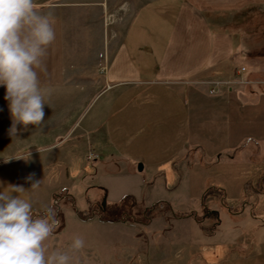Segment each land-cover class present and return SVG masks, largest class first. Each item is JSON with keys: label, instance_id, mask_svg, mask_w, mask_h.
I'll list each match as a JSON object with an SVG mask.
<instances>
[{"label": "crops", "instance_id": "0c3cea01", "mask_svg": "<svg viewBox=\"0 0 264 264\" xmlns=\"http://www.w3.org/2000/svg\"><path fill=\"white\" fill-rule=\"evenodd\" d=\"M110 2L36 0L42 14H51L55 31L44 70H38L41 85L52 90L50 106H44V125L25 129L17 124L12 137L6 89L0 85V190L21 185L25 192L18 195L31 200L32 211L45 212L59 202L56 192L68 195L66 185L52 184L53 178L84 171L83 160L124 158L141 161L149 170L176 161L177 170L183 173L185 167L191 175L189 196L193 191L202 196L203 218L191 217L196 223L207 222L213 232L222 223L215 211L218 201L228 223L247 227L257 220L263 226L264 217H258L264 215L263 204L245 198L251 192L260 195L264 183V45L249 40L248 9L240 10L237 31L226 23L233 9L264 5V0H144L131 6L118 39L101 45L99 65L90 74L83 40L87 17L107 10ZM262 8L257 11L264 13ZM169 11L172 16L165 22ZM238 56L251 62V71L236 65ZM233 80L235 84H202ZM200 151L217 159L207 171L197 163L187 165L190 155ZM20 153L30 156L4 162L3 156ZM32 172L41 183L35 189L27 179ZM204 174L214 181H205ZM161 200L168 208L172 203L167 197ZM59 215L55 218L61 224ZM95 216L101 218L93 211ZM216 264H264V229L240 236Z\"/></svg>", "mask_w": 264, "mask_h": 264}, {"label": "rangeland", "instance_id": "374dc122", "mask_svg": "<svg viewBox=\"0 0 264 264\" xmlns=\"http://www.w3.org/2000/svg\"><path fill=\"white\" fill-rule=\"evenodd\" d=\"M143 1L112 0L107 10L90 12V17H87L89 30L86 32V39H83L88 46L85 50L88 52L86 61L90 74L96 71L95 65H99L97 55L100 54L101 45L118 39L120 25L128 19L131 6ZM247 5L249 13L246 26L251 31L249 40L264 45V13L257 11L261 7L264 8V5ZM240 10L242 7L233 9L230 21H225L232 30L233 26L236 31L240 26ZM171 16L172 12L169 11L165 22L167 17L170 19ZM224 19L228 17L224 16L222 20ZM77 36H80V32ZM78 40L74 43L79 46L81 41ZM77 58L79 59V55ZM235 63L247 67V72L253 67L251 62L239 56ZM236 80L231 83L235 84ZM124 151L128 152L127 149ZM100 160L103 162L83 160L82 163L86 166L84 171L78 174L71 171L70 176H63L62 179L53 178L52 184L66 185L68 195L66 191L60 192L61 190L55 194L59 202H55L50 208L54 210L55 215L59 212L61 224L58 223L47 245L50 251H69L73 238L82 237L85 247L76 253L69 252L73 256V264H216L238 245L240 236L251 233L256 235L259 229H264V225H259L257 220L248 222L247 227L232 221L228 223L226 218H222L224 205L218 201L215 202V211L221 214L222 223L213 232L208 230L207 222L203 221L202 225L196 223V219L191 217L195 214L198 220L203 218L204 210L200 206L202 196L196 195L195 191L192 197L189 196L192 192L189 187L191 175L185 167L183 173L177 170L179 167L176 166L179 164L176 161H169L161 167L156 166L149 170L148 167L143 169L141 161L135 164L124 158L112 159L109 156ZM216 161L215 156L200 151L190 155L187 165L197 163L199 170L207 171ZM79 163L80 161L78 165ZM140 164L141 170L138 169ZM111 172L117 173L113 175ZM262 173L261 180L264 181V172ZM31 177L32 182H35L36 176L33 172ZM207 177L208 175L204 174L205 181H214ZM260 188V195L256 196L251 192L245 199L264 206V183ZM198 194L200 195V191ZM219 196L216 193L217 199ZM165 197L172 200L171 204L168 202L169 208L166 202L161 200ZM93 211L101 220L97 216L91 217ZM254 211L257 212L258 209ZM33 213L35 218H39L45 212L35 210Z\"/></svg>", "mask_w": 264, "mask_h": 264}, {"label": "clouds", "instance_id": "9594fccd", "mask_svg": "<svg viewBox=\"0 0 264 264\" xmlns=\"http://www.w3.org/2000/svg\"><path fill=\"white\" fill-rule=\"evenodd\" d=\"M51 14H42L36 0H0V85L5 86L12 117L9 135L16 137L17 124L44 125V106L52 90L42 86L38 70L49 45L55 40ZM28 154L3 156L4 162L26 159ZM31 180L32 177L27 178ZM40 181L32 182L31 188ZM0 190V264H73V256L85 247L82 237L73 238L69 251L49 250L47 241L58 226L55 212L47 208L42 217H33L30 199L21 198V185ZM15 194V195H14Z\"/></svg>", "mask_w": 264, "mask_h": 264}, {"label": "built area", "instance_id": "2783aa9c", "mask_svg": "<svg viewBox=\"0 0 264 264\" xmlns=\"http://www.w3.org/2000/svg\"><path fill=\"white\" fill-rule=\"evenodd\" d=\"M244 67H241L240 69H239V73H241L242 71H244ZM206 84H212V85H216V86H220V85H223V84H229V83H231L230 81L229 82H219V81H216V82H205ZM209 93L210 94H214L215 93V89L214 88H212V89H210L209 90ZM90 157H92V155L90 154L89 155V158ZM58 220V219H57ZM59 223V222H58Z\"/></svg>", "mask_w": 264, "mask_h": 264}, {"label": "trees", "instance_id": "16d2710c", "mask_svg": "<svg viewBox=\"0 0 264 264\" xmlns=\"http://www.w3.org/2000/svg\"><path fill=\"white\" fill-rule=\"evenodd\" d=\"M246 9H248V5L245 6V7H243V8H242V11H245ZM54 196H55V195H54Z\"/></svg>", "mask_w": 264, "mask_h": 264}, {"label": "water", "instance_id": "95a60500", "mask_svg": "<svg viewBox=\"0 0 264 264\" xmlns=\"http://www.w3.org/2000/svg\"><path fill=\"white\" fill-rule=\"evenodd\" d=\"M138 169H139V170H141V169H142V165H141V164L139 165Z\"/></svg>", "mask_w": 264, "mask_h": 264}, {"label": "flooded vegetation", "instance_id": "af4514ba", "mask_svg": "<svg viewBox=\"0 0 264 264\" xmlns=\"http://www.w3.org/2000/svg\"><path fill=\"white\" fill-rule=\"evenodd\" d=\"M101 208V207H100ZM101 210H102V208H101Z\"/></svg>", "mask_w": 264, "mask_h": 264}]
</instances>
